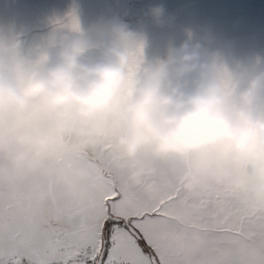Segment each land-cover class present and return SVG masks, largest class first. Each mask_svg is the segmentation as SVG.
<instances>
[{
    "label": "clouds",
    "instance_id": "clouds-1",
    "mask_svg": "<svg viewBox=\"0 0 264 264\" xmlns=\"http://www.w3.org/2000/svg\"><path fill=\"white\" fill-rule=\"evenodd\" d=\"M144 15L157 27L173 24L162 4L149 5ZM19 36L0 35V110L31 113L42 126L0 137V158L17 181L33 153L59 151L74 162L97 146L115 115L116 144L126 157L150 146L155 156L191 160L186 191L207 178L252 200L264 198V56L230 58L210 31L186 28L178 45L144 56L129 75L130 59L147 36L118 16L87 29L52 27L36 59L25 54ZM224 142L232 168L247 163L246 177H230L217 155L204 154ZM87 177L77 166L57 175L68 187Z\"/></svg>",
    "mask_w": 264,
    "mask_h": 264
},
{
    "label": "snow or ice",
    "instance_id": "snow-or-ice-1",
    "mask_svg": "<svg viewBox=\"0 0 264 264\" xmlns=\"http://www.w3.org/2000/svg\"><path fill=\"white\" fill-rule=\"evenodd\" d=\"M51 24L76 28L79 19L73 10ZM44 46L24 52L36 59ZM143 57L141 46L129 75ZM115 121L72 163L59 151L33 153L19 181L0 158V264H264V198L207 178L186 191L190 159L158 157L150 146L126 157ZM41 126L31 113L0 110V137ZM204 154L217 155L230 177H246L247 163L230 166L227 142ZM72 166L88 177L68 187L57 175Z\"/></svg>",
    "mask_w": 264,
    "mask_h": 264
},
{
    "label": "rangeland",
    "instance_id": "rangeland-1",
    "mask_svg": "<svg viewBox=\"0 0 264 264\" xmlns=\"http://www.w3.org/2000/svg\"><path fill=\"white\" fill-rule=\"evenodd\" d=\"M258 2L259 0H77L74 4L65 0L58 5L60 8L46 11L52 14V19L49 20L52 21L63 18L74 10L81 27L85 29L98 19L118 16L134 30L146 33L147 42L143 49L145 58L162 56L170 43L178 45L185 38L184 29L192 28L197 32L210 31L215 37V47L222 48L229 56V53L235 54L230 58L250 53V56H245V61H248L256 54L264 56V19H258ZM2 3L0 0V35H6V31L10 30L6 26V4ZM155 4H162L173 17L171 27H157L144 15L149 5ZM184 21H188L189 26ZM41 28L43 33L37 34L36 40L21 41L23 51L43 42L52 24ZM238 45L240 49L235 51Z\"/></svg>",
    "mask_w": 264,
    "mask_h": 264
},
{
    "label": "crops",
    "instance_id": "crops-1",
    "mask_svg": "<svg viewBox=\"0 0 264 264\" xmlns=\"http://www.w3.org/2000/svg\"><path fill=\"white\" fill-rule=\"evenodd\" d=\"M64 1L65 0H1V3L3 2L2 4H6V26H8V30H10V31H6L7 32L6 34L19 33L20 34L19 38L21 41H24L25 39H28L29 41L36 40L35 39L36 35L43 33V29L41 27L51 25V21L49 20L52 19L51 17L52 14L47 12L46 10L53 8L55 9L60 8L58 5L64 3ZM67 1H71L74 4L77 2V0H67ZM242 1L246 2L247 0H242ZM258 3H259L258 10L260 15L258 19L260 21L261 19H264L262 18L264 17V0H259ZM246 6L249 7V5ZM43 9H45L46 12H44ZM187 22L188 21H184V24L187 25ZM238 39H239V35H238ZM239 49L240 46L238 45L235 51H238ZM229 54L230 56L235 55L231 53ZM245 56L246 57L250 56V53L249 54L242 53V55L237 54L236 57L234 58L238 60L243 59L245 61Z\"/></svg>",
    "mask_w": 264,
    "mask_h": 264
}]
</instances>
